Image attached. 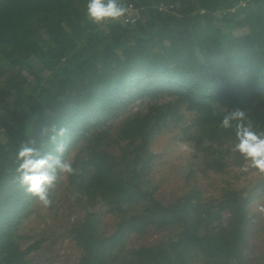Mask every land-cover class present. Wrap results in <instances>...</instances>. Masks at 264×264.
I'll return each instance as SVG.
<instances>
[{
	"label": "trees",
	"instance_id": "16d2710c",
	"mask_svg": "<svg viewBox=\"0 0 264 264\" xmlns=\"http://www.w3.org/2000/svg\"><path fill=\"white\" fill-rule=\"evenodd\" d=\"M85 2L0 0V264H264V253H249L264 175L240 171L232 133L219 127L239 108L264 128V0H121L132 16L98 24ZM52 126L68 129L77 171L48 209L69 219L28 233L43 206L15 181V156L29 141L52 150L42 135ZM166 129L192 148L186 179L195 180L168 201L152 149ZM209 172L224 182L218 197L199 186ZM242 175L249 184H237ZM62 189L76 206H54Z\"/></svg>",
	"mask_w": 264,
	"mask_h": 264
},
{
	"label": "clouds",
	"instance_id": "9594fccd",
	"mask_svg": "<svg viewBox=\"0 0 264 264\" xmlns=\"http://www.w3.org/2000/svg\"><path fill=\"white\" fill-rule=\"evenodd\" d=\"M82 7L86 19L97 24L132 16L130 7L121 0H86ZM219 127L232 133L228 147L231 153L238 154L242 159L240 171L253 169L264 175V128L254 125L239 108L225 110ZM67 134L66 127L43 128L42 135L47 136L48 143L54 146L52 150L42 151L35 146V141H29L21 143L16 152L15 181L24 193L34 197L44 207L53 204L57 184L66 175L77 171L73 159L66 155L64 138ZM259 211L264 212V207Z\"/></svg>",
	"mask_w": 264,
	"mask_h": 264
},
{
	"label": "rangeland",
	"instance_id": "374dc122",
	"mask_svg": "<svg viewBox=\"0 0 264 264\" xmlns=\"http://www.w3.org/2000/svg\"><path fill=\"white\" fill-rule=\"evenodd\" d=\"M25 74L30 76L32 79L29 72L26 71ZM153 141L152 149L157 154L154 165L153 182L159 194L166 201H168L178 195H181L184 190L192 187L195 183V180L193 179L190 181L186 179L187 171L190 170L188 161L192 155V148L187 143L182 142L176 133L170 129L161 130ZM236 172L237 171L231 173L234 180L238 177ZM198 176V180H200L199 186L204 190L206 195H214L215 197L220 196L221 186L224 185V182L221 181L220 177L215 176L210 172L205 174L198 173ZM246 177V175H242L241 180H239L237 184L244 182V178ZM65 178L66 176L64 179ZM249 180L252 179H246V181L242 184H249ZM61 193L62 196H64L63 199L58 200V203L54 206H66V208H68V206H76L71 203V201H74L72 193L66 194V191L63 189L61 190ZM261 207H264V190L259 192L250 205V215L253 219L250 224L249 253L255 255L264 253V212L259 211ZM76 208L68 212L71 213L74 210H77ZM41 210L42 212L39 213L40 215L38 214L39 216L35 215L27 222V226L25 228L26 232L32 233L36 227L43 228L45 226H52L54 230H59L62 228V224L69 219V216L64 218L60 211L59 216H57L59 218L56 222L51 219L53 214L49 213L48 207L43 206ZM78 212L79 211H77L76 214ZM115 221L116 220L113 215L104 213V216L102 217L104 230L108 233H112L114 231ZM167 232L168 231L160 232L158 234L157 232H151L141 238L134 236L131 238L130 242L132 243L131 245L150 244L151 242L159 240L162 236L164 237L168 234ZM64 243L65 245L63 246L64 248L62 252L65 255L71 254V256H74L76 254V250H73L67 241ZM199 261L200 258H197L192 263L196 264ZM251 263L258 264L253 262Z\"/></svg>",
	"mask_w": 264,
	"mask_h": 264
}]
</instances>
